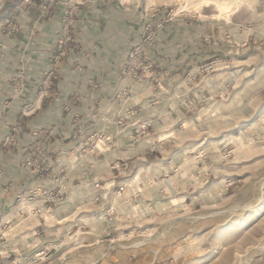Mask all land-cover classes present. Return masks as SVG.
Masks as SVG:
<instances>
[{"label": "rangeland", "instance_id": "1", "mask_svg": "<svg viewBox=\"0 0 264 264\" xmlns=\"http://www.w3.org/2000/svg\"><path fill=\"white\" fill-rule=\"evenodd\" d=\"M135 1L142 36L120 64L130 83L117 93L132 103L103 119L126 125L143 102L185 103L176 123L137 117L133 137L171 133L164 140L167 152L183 167L178 176L186 181L190 174V183L176 184L169 198L159 196L165 205L150 214L139 208L116 213L111 204L100 214L86 205L77 226L63 224L64 235L60 224L48 222L46 234L2 245L0 264H264V0H154L153 6ZM71 42L65 52L76 48ZM134 83L149 94L137 93ZM76 129L86 149L81 152L103 148L105 126L94 139L80 125ZM32 159L33 169L43 171V158ZM197 160L208 166L206 183ZM186 192L188 204H178ZM133 194L124 204H131ZM56 196L45 191L47 201ZM55 238L64 244L54 245L60 243Z\"/></svg>", "mask_w": 264, "mask_h": 264}, {"label": "crops", "instance_id": "2", "mask_svg": "<svg viewBox=\"0 0 264 264\" xmlns=\"http://www.w3.org/2000/svg\"><path fill=\"white\" fill-rule=\"evenodd\" d=\"M64 1L6 0L0 7V24L5 20L10 24L0 25V247L16 237L26 240L39 235L50 226L47 215L57 219L50 223L61 225L59 233L66 222L77 226L80 208L86 205L100 214L109 204L116 207V213L127 208L138 213L139 208L150 214L165 205L159 196L169 198L176 184L191 181L190 174L186 181L184 175L178 176L183 167L176 163L175 154L167 152L169 141L164 140L171 133L133 137L138 118L168 117L172 119L169 123H176L183 117L185 103L173 101L170 105V99H163L157 106H148L143 102L138 118H130L126 125L103 119L114 118L132 103L117 93L130 83L120 64L142 36L144 22L138 16L136 1L75 0L72 42L67 45L76 48L68 47L53 65L55 47L63 37ZM51 69L54 74L46 79L47 94H43L42 81ZM134 90L149 94L137 83ZM76 125L93 139L105 126L103 148L98 144L100 149L94 146L91 154L81 152L86 149L75 133ZM46 131L48 139L42 135ZM80 156L85 158L81 161ZM33 157L43 158V171L27 166ZM195 162L206 183L207 164ZM123 182L128 186L119 196ZM45 191L57 196L47 201ZM133 191L137 196L127 206L123 199L131 197ZM190 197L186 192L178 204L184 199L186 206ZM55 241L60 243L54 245L64 244L62 239Z\"/></svg>", "mask_w": 264, "mask_h": 264}, {"label": "built area", "instance_id": "3", "mask_svg": "<svg viewBox=\"0 0 264 264\" xmlns=\"http://www.w3.org/2000/svg\"><path fill=\"white\" fill-rule=\"evenodd\" d=\"M25 3L30 2L31 0H23ZM63 4L65 5V9L62 15V22H63V37L58 41L56 47H55V53L52 56L53 59V65H55L57 62H59L61 60V58L65 55V49H64V44L72 41V37H71V25L73 22V17L75 14V5L77 4L75 0H65L63 2ZM43 9H46V4H43ZM5 24V25H4ZM1 26H9V22L7 20H5V23H1ZM132 56V55H131ZM53 70H49L48 72L45 73V79L42 81V87H43V94H47V88L48 86H46V84H48L49 82L46 83V79L49 80V78L53 77ZM43 138L44 139H48L49 136V132L46 131V133H43ZM12 139V138H10ZM36 148V147H35ZM37 162L36 159H31V160H27L26 164L28 165H33ZM126 187V185H121L118 188L117 194L119 196L122 195V192L124 190V188Z\"/></svg>", "mask_w": 264, "mask_h": 264}, {"label": "bare ground", "instance_id": "4", "mask_svg": "<svg viewBox=\"0 0 264 264\" xmlns=\"http://www.w3.org/2000/svg\"><path fill=\"white\" fill-rule=\"evenodd\" d=\"M1 1V0H0ZM153 2H155L154 0H149V4L148 5H150V6H153ZM203 4V3H202ZM219 6L221 5V4H218ZM46 220L48 221V222H52V221H56L57 219L53 216V215H47L46 216Z\"/></svg>", "mask_w": 264, "mask_h": 264}]
</instances>
